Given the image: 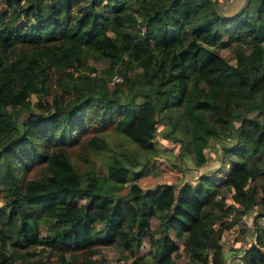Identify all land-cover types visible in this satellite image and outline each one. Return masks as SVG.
<instances>
[{"label":"trees","instance_id":"16d2710c","mask_svg":"<svg viewBox=\"0 0 264 264\" xmlns=\"http://www.w3.org/2000/svg\"><path fill=\"white\" fill-rule=\"evenodd\" d=\"M230 45L234 63L220 51ZM261 81L264 0L230 15L218 0H0V200L10 213L0 264H48L37 256L48 249L63 264H100L112 244L131 264H228L224 231L264 209ZM163 117L197 166L220 150L214 173L178 189L136 182L148 159L105 131L149 157ZM95 153L107 155L104 173L81 171L74 158L88 165ZM253 227L235 264H264L257 215ZM145 236L149 256H137Z\"/></svg>","mask_w":264,"mask_h":264},{"label":"rangeland","instance_id":"374dc122","mask_svg":"<svg viewBox=\"0 0 264 264\" xmlns=\"http://www.w3.org/2000/svg\"><path fill=\"white\" fill-rule=\"evenodd\" d=\"M246 0H218L222 11L226 14H234L238 11ZM227 39V38H226ZM223 56H225L230 62H235V47L234 45H230L220 49ZM90 63L96 66L99 72L107 66L104 60L90 58ZM56 83V77L59 75L58 72H54ZM123 78L117 77L116 75L111 80V85L114 87L116 84L122 80ZM264 88V81H261L257 86V90ZM127 89L121 90L120 93H127ZM37 96L32 94L31 100L35 102L37 100ZM51 102V97H47L44 101ZM28 117L27 112H22L20 114V120L22 118ZM171 125L169 124L167 118L163 117L158 123V131L154 138V142L156 148L154 152L147 157V154L143 152V150L138 147L135 143L130 142L123 135H118L114 131H105L107 137L114 144L122 142L125 146H128L130 149L138 150L139 154L142 156L143 160L148 159V165L145 171H143L136 182H138L144 188H153L157 185H161L164 183H171L175 185L176 189L178 187L188 181L196 182L198 176L201 173H214V168L219 165V158L216 157L218 152L214 147H211L207 150V155L209 156V162H207L204 166H197L195 164L193 156L186 152H182L181 150V141L180 138H169L167 137V133H170ZM212 146V145H211ZM217 149L220 147H216ZM215 149V150H214ZM91 160L88 165H85L82 162L77 160V157L74 159L79 164V169L84 171L86 168H94L99 173H104L106 170L105 162L107 159V155L95 153L91 157ZM138 169H140L138 167ZM42 170L40 168L33 170L29 175L34 173H40ZM134 181H130L124 185L121 189L122 193H126ZM228 195V201L232 202V198L230 194ZM3 205V201L0 200V225H6L10 219V213L6 210L1 209ZM257 215L258 220L261 224H264V209L257 206L254 212L249 213V215L244 219H240L237 224L229 229L224 231L222 236V242L225 248V255L228 261V264L239 263L243 260V251L246 247L250 245L252 241V236L254 232L253 221ZM159 225V220L157 218L152 219V228H156ZM179 243L182 245V240L180 237H175ZM40 251V250H39ZM50 252V250H47ZM46 253V251L38 252L37 256L44 255L45 260L48 264H63V261L58 259L57 256H51ZM238 254H237V253ZM128 253V252H126ZM123 252L120 250L119 246L116 244H112L109 246H105L101 249V252L97 254L98 259L100 260V264H131L132 258L125 259ZM236 253V254H235ZM137 256L147 255L149 256V243L148 237H144V241L142 246L136 251ZM66 257L69 258V255ZM67 259V258H66ZM180 262L185 263L187 260L182 257L179 259ZM13 264H23L21 260L15 261Z\"/></svg>","mask_w":264,"mask_h":264}]
</instances>
